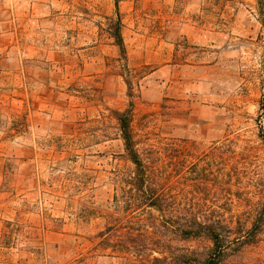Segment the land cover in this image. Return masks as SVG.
<instances>
[{
  "label": "rangeland",
  "instance_id": "obj_1",
  "mask_svg": "<svg viewBox=\"0 0 264 264\" xmlns=\"http://www.w3.org/2000/svg\"><path fill=\"white\" fill-rule=\"evenodd\" d=\"M126 110L151 187L224 226L219 264H264V225L243 244L264 216V0H0V264H147L133 243L157 240L208 257L128 208Z\"/></svg>",
  "mask_w": 264,
  "mask_h": 264
},
{
  "label": "trees",
  "instance_id": "obj_2",
  "mask_svg": "<svg viewBox=\"0 0 264 264\" xmlns=\"http://www.w3.org/2000/svg\"><path fill=\"white\" fill-rule=\"evenodd\" d=\"M113 39L116 46L123 52V42L119 33V23L116 24V28L113 34ZM115 118L118 123V130L123 142V147L127 156V159L134 165L135 176L130 184L129 190L134 191L131 195L130 201H128V208L133 210L142 208V211L147 214L146 230L162 231L167 227H174L180 238L183 240L204 238L211 243L209 255L204 260H200L192 254H172L170 257L166 256V248L163 242L157 240L149 243V245L140 247L133 243L132 249L135 247L146 248L154 247L157 249V253L162 255L161 258H152L147 264H166L170 258L172 264H219L222 257L225 255V236L222 234L223 225L220 221L214 218H207L206 216H193L190 218L185 214H182L179 208L173 203L171 198L166 196L165 193H157L153 187H151L150 173L152 170L145 166L140 160L137 150L135 148V142L132 137L130 130V111L126 110L123 113H115ZM151 211L156 212L158 215L155 216ZM264 225V216L260 214L254 216V221L248 230L246 241L243 244H253L256 236L259 235ZM160 234L162 232H159ZM109 227L104 232H100L96 235L97 247L101 251L109 249L110 244L108 239ZM132 244V242L130 243ZM152 250V249H151ZM174 255V256H173ZM173 256V257H172ZM147 262V261H146Z\"/></svg>",
  "mask_w": 264,
  "mask_h": 264
}]
</instances>
